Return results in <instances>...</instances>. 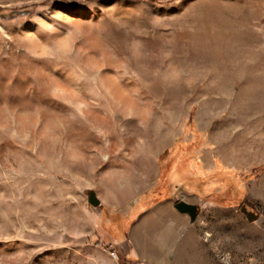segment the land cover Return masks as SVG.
I'll use <instances>...</instances> for the list:
<instances>
[{
	"label": "rangeland",
	"instance_id": "374dc122",
	"mask_svg": "<svg viewBox=\"0 0 264 264\" xmlns=\"http://www.w3.org/2000/svg\"><path fill=\"white\" fill-rule=\"evenodd\" d=\"M174 172L188 263L264 264V0H0V264H161Z\"/></svg>",
	"mask_w": 264,
	"mask_h": 264
},
{
	"label": "crops",
	"instance_id": "0c3cea01",
	"mask_svg": "<svg viewBox=\"0 0 264 264\" xmlns=\"http://www.w3.org/2000/svg\"><path fill=\"white\" fill-rule=\"evenodd\" d=\"M173 175V180L170 181L168 188L164 190V194L160 196V198H157L159 197L157 195L159 191L155 189L147 190V192L142 195V224L144 228L147 229L149 227H154L155 235L157 236L156 249L154 251H149V253L145 252L143 256L146 259H151V257H153L152 254H154L155 258L163 261L161 264H173V260L180 261V264H186L187 261V264H189L188 262L197 258L190 253L196 251V249H202L204 245L203 240L205 239L201 237L202 229L197 225V216L191 219L187 213L179 212L174 207L177 200H184L194 204H196V201L188 197L182 199L174 197L177 188L184 187L186 189L188 185L182 177H180V172H174ZM156 188H158V186ZM148 200L152 202L144 206L145 201L147 202ZM100 204L99 200V205ZM141 208L140 205H138L134 209L130 208L129 211L137 212ZM204 233H207L206 230H204Z\"/></svg>",
	"mask_w": 264,
	"mask_h": 264
},
{
	"label": "water",
	"instance_id": "95a60500",
	"mask_svg": "<svg viewBox=\"0 0 264 264\" xmlns=\"http://www.w3.org/2000/svg\"><path fill=\"white\" fill-rule=\"evenodd\" d=\"M87 200L89 202L90 205L96 207L99 205V199L97 198L96 194L94 191H89L88 195H87ZM174 207L182 213H187L189 215V217L191 219H194L197 214H198V207L196 204L194 203H188L184 200H177L174 204ZM241 210L244 211L245 210V206L242 205L241 206ZM257 217L256 214L252 213V212H248L247 213V218L249 220H254Z\"/></svg>",
	"mask_w": 264,
	"mask_h": 264
},
{
	"label": "built area",
	"instance_id": "2783aa9c",
	"mask_svg": "<svg viewBox=\"0 0 264 264\" xmlns=\"http://www.w3.org/2000/svg\"><path fill=\"white\" fill-rule=\"evenodd\" d=\"M110 253H111V255H112L113 257H116V256H117V254L115 253V251H111Z\"/></svg>",
	"mask_w": 264,
	"mask_h": 264
}]
</instances>
